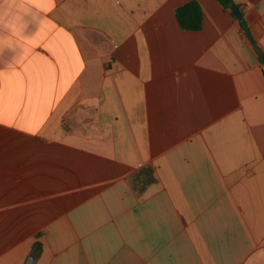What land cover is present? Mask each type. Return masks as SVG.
I'll return each instance as SVG.
<instances>
[{"label":"crops","instance_id":"1","mask_svg":"<svg viewBox=\"0 0 264 264\" xmlns=\"http://www.w3.org/2000/svg\"><path fill=\"white\" fill-rule=\"evenodd\" d=\"M188 1L0 0V264H264V0Z\"/></svg>","mask_w":264,"mask_h":264},{"label":"trees","instance_id":"2","mask_svg":"<svg viewBox=\"0 0 264 264\" xmlns=\"http://www.w3.org/2000/svg\"><path fill=\"white\" fill-rule=\"evenodd\" d=\"M217 1L223 8L228 9L230 11L232 10V8L238 9V5L234 4L231 0H217ZM239 13L241 15V18L239 19V26L248 36V28L245 21L243 20L242 12H240V10ZM174 15H175V19L177 20V23L184 30L196 31L199 30L201 27L202 12L196 0H190L175 8ZM146 177H147L146 182L150 183L154 181L153 177L148 175ZM133 188L135 189L137 195L141 194L142 191L144 190V187L142 186L134 185Z\"/></svg>","mask_w":264,"mask_h":264},{"label":"water","instance_id":"3","mask_svg":"<svg viewBox=\"0 0 264 264\" xmlns=\"http://www.w3.org/2000/svg\"><path fill=\"white\" fill-rule=\"evenodd\" d=\"M232 15L237 18L238 20L241 18V15L239 13V10L237 8H232L231 10ZM262 61L264 63V57H262ZM36 256H37V249L33 248L29 254L27 255V257L25 258L23 264H34L35 260H36Z\"/></svg>","mask_w":264,"mask_h":264}]
</instances>
